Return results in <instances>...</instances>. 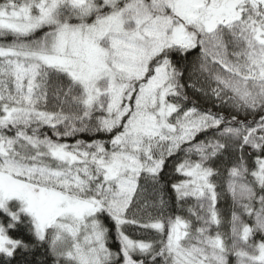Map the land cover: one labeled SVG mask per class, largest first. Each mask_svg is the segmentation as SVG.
I'll return each instance as SVG.
<instances>
[{"label": "snow or ice", "instance_id": "6c2138e0", "mask_svg": "<svg viewBox=\"0 0 264 264\" xmlns=\"http://www.w3.org/2000/svg\"><path fill=\"white\" fill-rule=\"evenodd\" d=\"M0 264H264V0H0Z\"/></svg>", "mask_w": 264, "mask_h": 264}]
</instances>
